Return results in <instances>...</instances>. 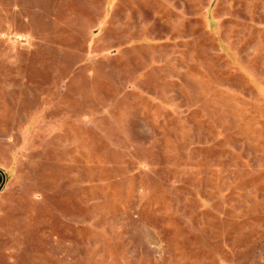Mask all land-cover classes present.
<instances>
[{
    "label": "rangeland",
    "instance_id": "rangeland-1",
    "mask_svg": "<svg viewBox=\"0 0 264 264\" xmlns=\"http://www.w3.org/2000/svg\"><path fill=\"white\" fill-rule=\"evenodd\" d=\"M0 264H264V0H0Z\"/></svg>",
    "mask_w": 264,
    "mask_h": 264
}]
</instances>
